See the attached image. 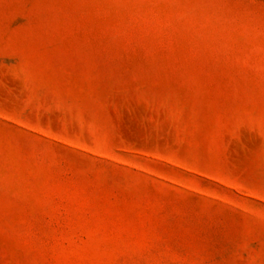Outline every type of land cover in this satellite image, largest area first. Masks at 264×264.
<instances>
[{"label": "rangeland", "instance_id": "obj_1", "mask_svg": "<svg viewBox=\"0 0 264 264\" xmlns=\"http://www.w3.org/2000/svg\"><path fill=\"white\" fill-rule=\"evenodd\" d=\"M0 264H264V0H0Z\"/></svg>", "mask_w": 264, "mask_h": 264}]
</instances>
